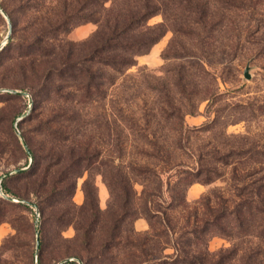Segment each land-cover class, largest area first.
Segmentation results:
<instances>
[{
  "label": "rangeland",
  "instance_id": "obj_1",
  "mask_svg": "<svg viewBox=\"0 0 264 264\" xmlns=\"http://www.w3.org/2000/svg\"><path fill=\"white\" fill-rule=\"evenodd\" d=\"M161 1L168 7L169 27L121 75L100 61H86L98 44L93 38L98 25L82 21L86 16L81 15L101 18L108 2L0 0V185L6 179L13 194L0 193V264H83L78 256H68L76 247L73 225L59 230L52 222L47 224L41 242L38 208L29 192L34 183L12 176L19 169H28L34 152L41 155L53 144L65 151L66 135L75 148L91 142L101 152L91 169L76 179L72 198L76 204L83 202V183L89 179L96 186L99 207L106 209L110 196L101 172L109 170L107 162L114 155L121 157L116 168L120 173L126 172L129 162L151 169L157 165L164 185L174 181L171 162L165 164L151 155L153 147L163 145L167 152L178 143L170 137L156 143L151 138L137 140L139 130L121 120L138 116L144 101L167 108L159 91L163 88L175 106L188 109L192 105V113L184 115L187 137L181 144L186 152L176 151V161L197 167L195 159L200 157L213 177L185 188L184 203L170 216L173 222L183 226L189 216V225L197 223L205 213L202 203L216 209L225 202L232 208L238 193L264 188V0H188L182 1L181 7L174 0ZM63 11L70 18L57 28ZM197 19L198 24L192 27ZM162 21L164 14L159 11L147 23ZM53 23L55 28H51ZM176 25L198 33L191 46L183 35H175L177 40L169 45ZM174 51L180 54L174 57ZM186 51L192 55L185 56ZM65 62L89 68L95 73L91 80L96 85L88 91L80 88L76 80L84 79L85 74L78 69L75 75L63 70ZM246 67L249 78L244 76ZM107 74L113 84H108ZM147 84L153 89H147ZM129 97L133 99L126 105L123 100ZM46 127L57 129L53 141L46 138ZM149 129L167 133L154 122L146 127ZM134 179L136 193L142 197L143 178ZM164 192V196L179 195L172 185L164 187ZM133 225L139 232L148 228L143 217L136 218ZM259 242L214 232L208 237L207 248L216 252L237 244L248 249ZM172 251L165 249L166 253Z\"/></svg>",
  "mask_w": 264,
  "mask_h": 264
},
{
  "label": "trees",
  "instance_id": "obj_2",
  "mask_svg": "<svg viewBox=\"0 0 264 264\" xmlns=\"http://www.w3.org/2000/svg\"><path fill=\"white\" fill-rule=\"evenodd\" d=\"M174 1L179 7L182 6V1L188 2ZM103 2H108V5L104 7L105 12L101 18L81 15L86 16L82 21L91 20L98 25V30L93 34L98 44L89 51L86 61L93 64L100 61L108 70L125 75L126 70L135 64V57L146 52L169 27L166 15L168 7L161 0H103ZM159 11L164 14V21L149 25L148 18ZM68 14L63 11L64 18ZM64 18L57 23V28L66 24L70 17ZM198 22V19L194 20L191 26L195 27ZM52 27L55 28L56 25L53 23ZM172 31L174 36L169 45L177 40L175 35L185 36L190 42L189 46L191 41L199 36L191 27L184 30L176 25ZM163 54L165 57V53ZM171 54L176 57L180 53L174 51ZM184 55L192 54L186 51ZM62 65L63 70L66 69L72 75L77 73V69L85 74L84 79L74 78L75 80L79 78L76 84L80 88L88 91L96 85L93 79L91 80L95 73L89 68L80 63L68 65L65 62ZM107 78L108 84L114 83L110 74H107ZM146 87L153 89L150 84ZM159 91L163 94V102L167 108L160 105L155 107L144 101L142 106H139L138 116L129 115L121 120L129 121L139 130L137 140L151 138L156 143L170 137L178 143L167 152L162 149L163 145L153 147L155 153L151 155L165 164L171 162L169 170L174 171L172 174L175 176L174 181L171 183L168 180L164 185L160 176L161 170L157 165L151 169L136 162H129L126 165V172L120 173L116 168L119 167L121 157L114 155L109 163L107 162L109 170L101 172L110 196L106 209L99 207L96 186L89 179L83 183V202L76 204L72 199L76 179L91 169V163L101 155V152L94 148L91 142L78 144L75 148L70 144L72 139L66 135L65 151L55 149V144L50 145L41 155L32 153L33 159L28 169H19L12 173V176H19L34 183L29 192L34 196V204L38 208L41 242L45 240V226L52 222L59 230L66 225H73L76 247L68 256H78L83 264H229L230 260H234L235 264H264V188L238 193V201H233L232 208L225 202L220 203V207L216 209L208 202L202 203V207L205 206V213L197 223L191 225L189 216L185 217L186 224L183 226H178L170 218L177 206L184 203V190L188 185L195 181L209 182L213 177L210 175V168L202 166L204 159L200 157L195 159L197 167L185 166L182 161H176L174 157L176 151L186 152L184 145L181 144L187 137L184 115L192 113V105L188 109L175 106L164 88ZM132 99L124 98L123 101L127 105ZM150 122L157 123L160 128L166 129L167 133L152 129L146 131ZM46 128V138L53 141L57 129ZM113 141L117 142L118 137ZM161 152H164L163 155ZM165 153L167 154L163 159ZM212 172L216 174V171ZM137 177L143 178L142 197L137 195L134 188V178ZM170 185L179 191V195L164 196V187L169 189ZM1 189L4 195L13 196L6 179H2ZM194 211L195 217L197 210ZM138 217L145 218L148 223V228L142 232L135 230L133 225ZM214 232L235 239L241 236L250 237L260 242L248 249L238 247L236 244L210 252L207 240ZM168 247L173 249L172 253L165 252Z\"/></svg>",
  "mask_w": 264,
  "mask_h": 264
},
{
  "label": "water",
  "instance_id": "obj_3",
  "mask_svg": "<svg viewBox=\"0 0 264 264\" xmlns=\"http://www.w3.org/2000/svg\"><path fill=\"white\" fill-rule=\"evenodd\" d=\"M244 76H245L246 78H249L248 67H246L245 70H244ZM0 193L3 194L2 189H1V185H0Z\"/></svg>",
  "mask_w": 264,
  "mask_h": 264
}]
</instances>
